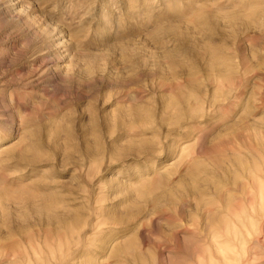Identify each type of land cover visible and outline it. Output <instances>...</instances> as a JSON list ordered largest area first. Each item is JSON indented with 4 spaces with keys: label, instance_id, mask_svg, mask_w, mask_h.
<instances>
[{
    "label": "rangeland",
    "instance_id": "rangeland-1",
    "mask_svg": "<svg viewBox=\"0 0 264 264\" xmlns=\"http://www.w3.org/2000/svg\"><path fill=\"white\" fill-rule=\"evenodd\" d=\"M0 264H264V0H0Z\"/></svg>",
    "mask_w": 264,
    "mask_h": 264
}]
</instances>
